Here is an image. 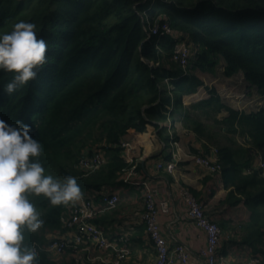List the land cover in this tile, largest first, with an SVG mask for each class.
<instances>
[{
    "label": "trees",
    "instance_id": "16d2710c",
    "mask_svg": "<svg viewBox=\"0 0 264 264\" xmlns=\"http://www.w3.org/2000/svg\"><path fill=\"white\" fill-rule=\"evenodd\" d=\"M149 6L142 0H0V33L27 20L49 45L48 63L37 78L10 96L3 85L11 75L0 73V118L30 125V135L42 144L46 172L74 175L82 191H90L119 184L128 167L122 139L132 141L136 158L144 134L164 141L162 123L174 117L204 141L205 149L217 150L228 190L224 203L243 201L251 212L242 231L256 249L264 240V179L257 170L244 172L251 168L253 151L264 152V106L239 111L213 88L208 98L189 106L183 98L203 86L197 72L214 75L222 63L223 76L241 73L264 100V0H167ZM161 15L193 46L186 69L170 62L172 38L147 36L146 25ZM98 143L106 163L83 176L77 159ZM30 199L45 224L27 239L44 244L46 232L62 229L68 205H52L42 195ZM39 260L75 264L55 262L44 253Z\"/></svg>",
    "mask_w": 264,
    "mask_h": 264
},
{
    "label": "crops",
    "instance_id": "0c3cea01",
    "mask_svg": "<svg viewBox=\"0 0 264 264\" xmlns=\"http://www.w3.org/2000/svg\"><path fill=\"white\" fill-rule=\"evenodd\" d=\"M222 70V68H221ZM202 80L203 86L197 93L183 98V104L189 106L200 100L208 98V91L215 89L222 100L234 109L251 112L264 106V100L257 90L243 81L242 74L232 77L196 73ZM243 98L240 97L244 94ZM225 113L219 115L225 116ZM170 117L162 127L166 129L164 136L168 138V145L157 135L145 133L141 154L135 160L138 164V172H148L153 175V186L157 199L167 201L168 212L157 215V222L161 234L164 236L169 250L176 244L184 245L189 253L187 264H202L203 256L200 251L207 246L204 233L189 220L186 203L181 196L184 188L198 201H202L206 208V214L222 229V237L218 248L220 264H242L252 256H264V240L257 242L256 249L245 242V233L242 228L246 225L251 212L244 202L237 205L224 203L228 190L223 185L220 175H211L203 168L194 164L191 155L197 152L210 153L211 146L204 147V141L193 131L182 128L181 125ZM237 141L240 143L239 138ZM175 142L176 146L171 143ZM179 153V161L172 174L164 170H155L158 162L172 159V154ZM254 163V158L252 164ZM116 188L119 190V203L117 207L105 213L95 222L104 230L110 242H115L119 237L127 236L130 245V256L123 264H153L155 249L147 238L140 214L143 211V202L140 192L132 185H123L121 182ZM68 232L61 229L46 232V240L53 235L66 236ZM88 246V245H87ZM86 243L76 256L72 253L57 258L55 262H73L75 264H99L96 259L101 256L90 248L84 250ZM171 264H181L173 257Z\"/></svg>",
    "mask_w": 264,
    "mask_h": 264
},
{
    "label": "built area",
    "instance_id": "2783aa9c",
    "mask_svg": "<svg viewBox=\"0 0 264 264\" xmlns=\"http://www.w3.org/2000/svg\"><path fill=\"white\" fill-rule=\"evenodd\" d=\"M150 1L153 3L167 2V0H142L143 3ZM149 6V7H150ZM148 38L170 37L174 41L170 62L186 69L193 56V46L188 36L184 33L172 29L166 16H158L151 24L145 27ZM244 94L240 97L243 98ZM176 146L175 142L171 143ZM122 150V158L127 162L128 167L123 169L118 181L123 185H132L140 192L143 211L140 214V221L144 226L147 238L152 242L155 249L153 264H171L173 257H176L181 264H187L189 253L182 244H176L169 250L168 244L161 234L157 222L158 214L168 212L166 200L157 199L153 186V175L147 171L138 172V164L133 157L135 151L133 143L129 139H122L119 143ZM217 150L210 149L207 155L204 152H197L191 155V160L197 166L203 168L211 175H220L221 166L217 160ZM172 159L165 162H158L154 166L155 170H164L172 174L179 161V153L172 154ZM254 163L251 168L245 170V174H250L257 170L264 179V154L253 151ZM106 163V152L103 147H92L89 151L83 152L78 157L76 167L83 176L98 170ZM120 188L105 186L99 190L82 191L83 197L75 204H69L66 211L61 216V228L68 232L66 236L53 235L44 244H36L39 253H44L48 258L56 261L67 253L76 256L77 252L83 250H94L100 252L95 260L99 264H123L130 256L131 250L127 236L119 237L115 242L108 241L104 230L95 222L105 213L114 210L119 203ZM181 196L186 203L187 216L189 220L200 229L206 238L207 246L200 253L203 256L202 264H220L218 248L222 237V229L205 212V204L195 199L188 190L182 188ZM242 264H264V256L252 255L246 258Z\"/></svg>",
    "mask_w": 264,
    "mask_h": 264
},
{
    "label": "clouds",
    "instance_id": "9594fccd",
    "mask_svg": "<svg viewBox=\"0 0 264 264\" xmlns=\"http://www.w3.org/2000/svg\"><path fill=\"white\" fill-rule=\"evenodd\" d=\"M48 42L35 22L19 20L10 32L0 33V73L10 74L3 85L10 96L37 78L48 63ZM21 120L0 118V264H40L35 243L27 233L45 224L31 196L48 198L52 205L75 204L83 197L78 178L47 173L40 141Z\"/></svg>",
    "mask_w": 264,
    "mask_h": 264
},
{
    "label": "rangeland",
    "instance_id": "374dc122",
    "mask_svg": "<svg viewBox=\"0 0 264 264\" xmlns=\"http://www.w3.org/2000/svg\"><path fill=\"white\" fill-rule=\"evenodd\" d=\"M222 63H221V65H219L218 67H217V69H216V72H215V75H221L222 74V70H221V68H222ZM173 116H175V113H173ZM174 118V117H173ZM205 123H210L209 121L207 122V121H205ZM239 138V140L242 142L243 140L240 138V137H237V139ZM164 141H165V143L168 145L169 143H168V138L167 137H164ZM96 146H103V144H101V143H98L97 145H92V146H90V147H88V148H85L84 150H83V152H87V151H89L92 147H96ZM262 153V152H261ZM262 154H264V152L262 153Z\"/></svg>",
    "mask_w": 264,
    "mask_h": 264
}]
</instances>
